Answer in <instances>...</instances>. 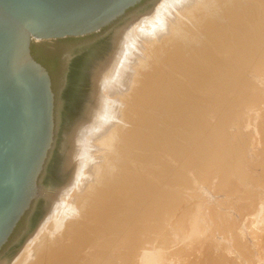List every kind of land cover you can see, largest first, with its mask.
<instances>
[{"label":"bare ground","instance_id":"1","mask_svg":"<svg viewBox=\"0 0 264 264\" xmlns=\"http://www.w3.org/2000/svg\"><path fill=\"white\" fill-rule=\"evenodd\" d=\"M250 68L264 72V0H158L114 30L90 57L81 103L67 116L60 185L46 191L44 220L0 264L122 261L138 223L173 205L170 157L192 151L219 171L205 93L241 95ZM139 261L158 264L146 252Z\"/></svg>","mask_w":264,"mask_h":264},{"label":"water","instance_id":"2","mask_svg":"<svg viewBox=\"0 0 264 264\" xmlns=\"http://www.w3.org/2000/svg\"><path fill=\"white\" fill-rule=\"evenodd\" d=\"M157 1L0 0V263L39 224L90 57ZM92 35L81 46L53 42ZM34 45L50 71L33 55Z\"/></svg>","mask_w":264,"mask_h":264},{"label":"rangeland","instance_id":"3","mask_svg":"<svg viewBox=\"0 0 264 264\" xmlns=\"http://www.w3.org/2000/svg\"><path fill=\"white\" fill-rule=\"evenodd\" d=\"M239 78L244 82L241 95L229 91L225 99L205 93V100H212L205 119L219 131L209 137L220 159L218 173L203 167L192 151L187 157H170L172 180L164 187L173 205L138 223V234H133L137 248H122L117 264H141L145 252L158 264H264V72L251 69ZM84 88L83 80L77 98ZM77 98L74 103H81ZM59 155L60 150L48 191L60 185ZM115 255L110 248L109 256Z\"/></svg>","mask_w":264,"mask_h":264},{"label":"flooded vegetation","instance_id":"4","mask_svg":"<svg viewBox=\"0 0 264 264\" xmlns=\"http://www.w3.org/2000/svg\"><path fill=\"white\" fill-rule=\"evenodd\" d=\"M95 35H92V36H87V37H84V38H68V39H64V40H57V41H53V42H55V43H61V42H66V41H68V42H74V43H79L80 45L79 46H81V45H85L86 43H89L90 41H93V40H95ZM78 46V47H79ZM42 47H44L43 48V52H51L50 51V49L51 48H48V46L47 45H42ZM78 47H77V49H78ZM51 73V72H50ZM52 75V74H51Z\"/></svg>","mask_w":264,"mask_h":264},{"label":"trees","instance_id":"5","mask_svg":"<svg viewBox=\"0 0 264 264\" xmlns=\"http://www.w3.org/2000/svg\"><path fill=\"white\" fill-rule=\"evenodd\" d=\"M37 47H41V46H37V45H34L33 46V55L35 56V58L40 62V63H42L49 71H50V69L48 68V66L46 65V63L40 58V56H39V52H38V48ZM42 50H43V48H42ZM40 52H41V50H40Z\"/></svg>","mask_w":264,"mask_h":264}]
</instances>
